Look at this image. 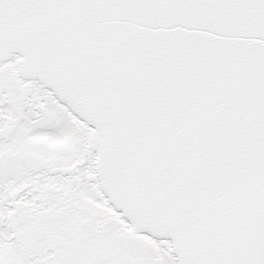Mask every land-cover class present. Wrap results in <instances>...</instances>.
<instances>
[{"label": "snow or ice", "instance_id": "obj_1", "mask_svg": "<svg viewBox=\"0 0 264 264\" xmlns=\"http://www.w3.org/2000/svg\"><path fill=\"white\" fill-rule=\"evenodd\" d=\"M0 264H264V0H0Z\"/></svg>", "mask_w": 264, "mask_h": 264}]
</instances>
